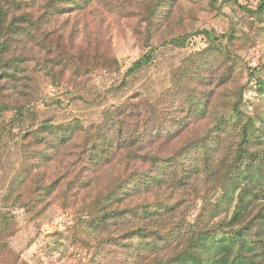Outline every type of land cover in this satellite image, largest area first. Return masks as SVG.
<instances>
[{
  "label": "rangeland",
  "instance_id": "1",
  "mask_svg": "<svg viewBox=\"0 0 264 264\" xmlns=\"http://www.w3.org/2000/svg\"><path fill=\"white\" fill-rule=\"evenodd\" d=\"M47 1L0 0V264H264V0Z\"/></svg>",
  "mask_w": 264,
  "mask_h": 264
},
{
  "label": "trees",
  "instance_id": "2",
  "mask_svg": "<svg viewBox=\"0 0 264 264\" xmlns=\"http://www.w3.org/2000/svg\"><path fill=\"white\" fill-rule=\"evenodd\" d=\"M167 1H168L167 3L169 4V2L171 0H167ZM159 3H160V0H157L156 11L160 7ZM53 4H55V1L54 0H48L46 2L45 7L51 6ZM31 35H32V32H31ZM249 132H251V130L244 132V141L245 142H248L249 141V139H248L249 138ZM140 168H141L140 166L139 167H135L134 170H130L128 168L127 171L123 172V175H124L123 178H125V180H122V181L120 180V182L121 183H124V184L131 183V184H133V187H135V181L137 179H142V182H144V184H146V185L150 184L151 180L150 179H147L146 177H143L142 176ZM62 179H64V178H61L59 180V182H61ZM83 187L86 188V189H89L92 193H98V191L100 190L99 189V185H97V183L93 180V177H89L87 179V182L85 183V185ZM114 190L113 189H110L109 191H105L104 192V194H106V196L108 197V200H110L112 198L113 191ZM133 196H135V194H133V192L129 188H126L125 189V195L122 196V198L124 197L125 200L126 199L128 200V199L132 198ZM109 203H111V200L108 202V204ZM115 213H116V211L114 210L113 211V214H115ZM106 217L104 216V218H106Z\"/></svg>",
  "mask_w": 264,
  "mask_h": 264
}]
</instances>
